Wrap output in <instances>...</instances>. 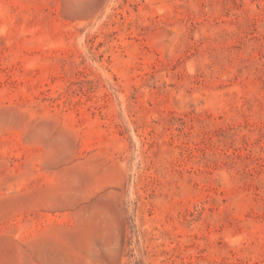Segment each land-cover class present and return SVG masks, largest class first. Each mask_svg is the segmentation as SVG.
<instances>
[{
    "label": "rangeland",
    "instance_id": "1",
    "mask_svg": "<svg viewBox=\"0 0 264 264\" xmlns=\"http://www.w3.org/2000/svg\"><path fill=\"white\" fill-rule=\"evenodd\" d=\"M0 264H264V0H0Z\"/></svg>",
    "mask_w": 264,
    "mask_h": 264
}]
</instances>
